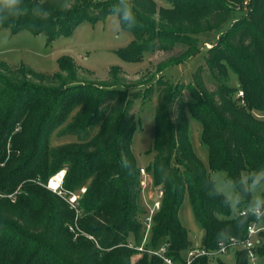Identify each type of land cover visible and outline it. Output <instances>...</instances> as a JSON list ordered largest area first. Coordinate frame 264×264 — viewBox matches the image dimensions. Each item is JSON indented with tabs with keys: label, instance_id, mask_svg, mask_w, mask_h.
<instances>
[{
	"label": "trees",
	"instance_id": "1",
	"mask_svg": "<svg viewBox=\"0 0 264 264\" xmlns=\"http://www.w3.org/2000/svg\"><path fill=\"white\" fill-rule=\"evenodd\" d=\"M164 1L171 7H159L155 0H133L138 26L123 29L132 40L118 55L136 64L147 52L185 46L181 54L161 65L165 69L200 52L197 36L230 24L205 58L215 81L213 91L197 74L189 84L161 76L143 95L128 92L119 67L110 69L109 81L93 84L79 79L70 57L59 59V72L51 76L26 67L12 70L0 62V192L23 189L14 202L0 199V264H165L162 258L135 249L143 242L146 210L141 200V167L132 149L139 126L132 108L135 100L154 91L155 139L146 152L152 161L145 171L155 194L161 190L163 197L145 249L167 245L166 256L173 264H187L193 244L179 219L186 197L203 230L200 247L207 251L217 249L222 241L217 233L225 226L232 227L230 239L243 240L248 226L256 222L236 224L232 212L208 197L204 181L216 171L238 175L264 167V119L257 118L264 115V0ZM25 3L31 6L33 0ZM44 3L52 7L53 0ZM114 3L71 0L67 10H53L48 20L29 15L9 31L43 34L52 44L83 23L106 18ZM243 10L247 13L235 19L236 12ZM229 76L237 80L238 88L229 84ZM185 91L192 101L183 98ZM239 91L243 104L237 98ZM188 113L201 126L208 170L192 148ZM56 131L79 141L51 148ZM61 170H66V190L87 187L79 201L76 239L70 231L75 212L36 183L46 184ZM260 235L257 253L259 264H264V233ZM136 256L138 260L133 261ZM189 264H211V260L202 256ZM218 264L228 263L219 259ZM232 264H249L247 252H235Z\"/></svg>",
	"mask_w": 264,
	"mask_h": 264
},
{
	"label": "rangeland",
	"instance_id": "2",
	"mask_svg": "<svg viewBox=\"0 0 264 264\" xmlns=\"http://www.w3.org/2000/svg\"><path fill=\"white\" fill-rule=\"evenodd\" d=\"M159 7H171L164 0H155ZM247 11H237L235 19L246 14ZM108 17L94 23H83L67 37H60L52 44H48L45 35L35 36L29 32H21L12 35L9 31V44L6 48H0V62H5L12 70L26 67L38 74L51 76L59 72L58 60L70 57L78 68V77L86 83L101 84L109 81L110 69H121L122 84L129 93L144 92L159 77L163 76L172 83L189 84L194 81V76L199 75L208 90L215 89V81L210 74L205 58L207 51L215 45L221 35H224L231 27L226 25L220 31L210 32L197 36L200 40V52L191 58L163 69L161 65L170 58L176 57L184 51L185 46L174 45L169 49L155 50L145 53L140 63L130 64L121 59L118 51L128 47L132 35L126 31H112L108 24ZM229 84L238 88L237 80L229 76ZM141 94V97L143 96ZM186 101H192L189 92L183 93ZM157 103V93L154 91L149 97L135 100L132 113L139 122L132 139V149L138 166L146 168L152 161L146 152L152 148L154 135V113ZM189 123V138L192 148L206 169H209L208 150L201 143V126L190 113L187 114ZM264 119V115H257ZM79 138L56 131L51 137L50 147L68 145L78 142ZM213 175V173L211 174ZM155 195L151 177L148 175L147 187L142 189V208L146 210L152 204ZM179 219L188 230V236L193 247H200L203 242V230L195 219L191 204L186 197L179 211ZM139 256L134 257L137 261ZM232 264L235 261L234 250L228 256H220L211 260V264H218V260Z\"/></svg>",
	"mask_w": 264,
	"mask_h": 264
},
{
	"label": "clouds",
	"instance_id": "3",
	"mask_svg": "<svg viewBox=\"0 0 264 264\" xmlns=\"http://www.w3.org/2000/svg\"><path fill=\"white\" fill-rule=\"evenodd\" d=\"M71 0H53L52 7H45L44 0H33L31 6L25 0H0V48L9 44V29L22 17L46 21L53 10L64 11ZM112 31L132 29L138 26L137 12L133 0H115L108 17ZM127 166V163L125 164ZM204 185L209 198L218 199L220 206L233 213L236 224L248 220L264 222V167L242 171L232 175L227 171H216L206 177ZM244 212V215H240ZM232 235L231 225L220 229L217 236L227 241Z\"/></svg>",
	"mask_w": 264,
	"mask_h": 264
},
{
	"label": "built area",
	"instance_id": "4",
	"mask_svg": "<svg viewBox=\"0 0 264 264\" xmlns=\"http://www.w3.org/2000/svg\"><path fill=\"white\" fill-rule=\"evenodd\" d=\"M237 98L240 99V103L243 104V92L239 91L237 94ZM66 170H61L54 175L50 176L46 182V184H42L40 181H36L37 184L43 185L46 189L56 194L60 199L65 201L70 209L75 212V224L74 226L70 227V231L74 234V239L80 233V230L77 226V219L80 215V207L79 201L81 197L87 192V187L82 186L79 190L70 192L64 188V178H65ZM141 175V185L142 189H146L147 181H148V174L146 173L144 168L140 169ZM35 182V181H33ZM23 194V189L19 186L16 190L11 193L3 194L0 192V199L7 198L11 202H14L20 195ZM163 197V191H158L152 197V204L146 208V212L143 218V225H144V238L141 246L136 247L135 249L139 253H148L151 256H156L158 258H162L165 264H173L172 260L166 256L167 253V245H163L158 249H151L146 250L145 244L147 243L149 233L151 231L153 217L159 211L161 206V200ZM240 215H244V212H241ZM261 233H264V225L260 222H254L253 224L249 225L247 228V236L243 240H238L232 238L228 241H221L218 243L217 249L214 251H207L202 247H193L187 253L186 259L187 264H189L193 259L197 257L206 256L210 260L216 259L220 256H228L231 251L234 252L245 250L247 252L248 262L249 264H259L260 257L257 253L261 245ZM89 239H93L89 236ZM128 247L133 248L132 244H129Z\"/></svg>",
	"mask_w": 264,
	"mask_h": 264
}]
</instances>
